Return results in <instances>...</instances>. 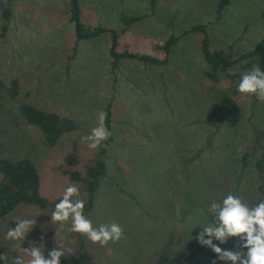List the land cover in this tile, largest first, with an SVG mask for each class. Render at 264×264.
<instances>
[{
  "label": "rangeland",
  "instance_id": "obj_1",
  "mask_svg": "<svg viewBox=\"0 0 264 264\" xmlns=\"http://www.w3.org/2000/svg\"><path fill=\"white\" fill-rule=\"evenodd\" d=\"M217 1L80 0L85 22L118 33L122 13L150 15L121 34L119 51L164 59L152 45L172 34L181 36L166 66L122 61L114 69L109 37L80 41L76 57L70 59L76 36L64 0H0V78L6 83L17 78L21 84L19 95L7 98L0 112V158H30L40 171L43 197L60 199L69 184L80 188L72 174L83 173L100 153L101 146L90 149L85 137L103 114L109 131L107 172L87 215L95 224L116 222L124 229L121 240L100 246L67 231V225L52 224L53 207L22 205L0 220V248L17 251L4 233L17 217H30L37 224L23 246L43 243L47 257L63 245V264H154L163 250L198 247L193 264H224L195 237L198 226L212 219V201L229 192L250 205L258 200L264 102L240 94L239 79L219 85L207 81L203 36L184 33L206 25L213 46L234 45L248 52L264 35V0H235L220 19ZM6 10L11 11L9 21ZM255 64L264 70V54L240 70L245 73ZM24 103L69 117L77 129L49 148L41 132L21 117ZM213 104L227 112L223 124L212 117ZM235 245L233 238L220 246L236 250Z\"/></svg>",
  "mask_w": 264,
  "mask_h": 264
},
{
  "label": "trees",
  "instance_id": "obj_2",
  "mask_svg": "<svg viewBox=\"0 0 264 264\" xmlns=\"http://www.w3.org/2000/svg\"><path fill=\"white\" fill-rule=\"evenodd\" d=\"M235 0H218L215 6V14L220 19L224 12L234 3ZM68 9L69 20L75 27L76 42L69 55L70 59H74L79 51L80 41L101 40L104 37H109L111 42L110 55L112 58V68H117L122 61L139 62L146 68L160 67L169 64V58L172 56L175 47L178 45L181 36L172 34L167 40L161 43L152 45L154 51L164 55V59L153 57L148 54H138L129 51H119V39L122 33H125L129 28L139 25L149 19L150 15L145 12L139 14L128 15L122 13L119 18L123 28L121 33L117 30L110 29L104 25H93L83 20V11L81 9L80 0H64ZM154 4V2L152 3ZM4 16L7 21L10 20L11 11L6 10ZM264 23V14L262 16ZM8 26H4L7 30ZM195 33L202 35L200 39L201 52L206 63L204 76L207 81L213 85H219L224 81L235 82L240 80L242 76L241 66H244L249 60L261 57L264 54V35L253 48L248 52H239L234 45L225 48L213 46L212 40L208 34L206 25H197L190 31L184 33L188 35ZM237 72V73H232ZM20 81L15 78L9 83L4 82L0 78V112L3 108V103L7 98L14 99L20 93ZM20 115L24 121L37 128L44 139V144L49 147H55L60 139L66 134L72 133L77 129L75 121L69 117H65L56 112L43 110L36 105L24 103L21 105ZM110 112V109H107ZM212 117L217 119L220 124H223L227 117V112L220 104H213ZM106 142L103 141L100 153L85 166L83 173H73V180L80 185L81 198L85 199V213H90L95 205L96 192L100 187L101 178L107 172V164L104 160L106 153ZM243 165L247 164V156L243 157ZM258 168L263 180L258 195V203L264 199V161L258 162ZM57 200H50L43 197L41 193V174L37 165L28 157L21 158H0V220L6 219L19 206L35 205L42 209L55 207ZM81 243L80 253L83 250ZM200 250V247L193 251H172L163 250L158 253L154 264H170L172 261L183 262L184 264H193V258ZM7 254L9 262L11 258L17 254V251L11 249L0 248V254ZM65 261H61L63 264ZM78 264V261H75Z\"/></svg>",
  "mask_w": 264,
  "mask_h": 264
},
{
  "label": "clouds",
  "instance_id": "obj_3",
  "mask_svg": "<svg viewBox=\"0 0 264 264\" xmlns=\"http://www.w3.org/2000/svg\"><path fill=\"white\" fill-rule=\"evenodd\" d=\"M237 91L242 95L252 94L264 102V70L261 66L255 64L242 74ZM108 137L109 131L101 114L99 125L91 130L85 140L90 149H98ZM85 207L86 201L81 198L80 188L71 183L64 188L62 197L55 204L50 215L51 223L60 228L67 225V231L81 234L100 246H107L124 237V229L119 223L95 224L85 213ZM209 211L212 219L198 226L201 231L195 237L201 246L211 249L224 264H264V199L250 205L241 196L229 192L219 202L212 201ZM36 224L37 219L34 218H16L14 227L7 229L4 238L15 242L19 254L13 256L10 262L6 253L0 254V264H61V258L66 256L67 251L63 245L56 243L58 247L53 248L47 257L43 243L37 246L36 242H30L29 248L23 246ZM58 234L56 232V237ZM233 238L236 250L220 246Z\"/></svg>",
  "mask_w": 264,
  "mask_h": 264
}]
</instances>
